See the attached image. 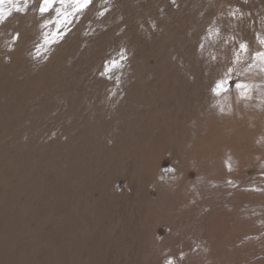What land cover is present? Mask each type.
Returning <instances> with one entry per match:
<instances>
[{
	"label": "rangeland",
	"instance_id": "obj_1",
	"mask_svg": "<svg viewBox=\"0 0 264 264\" xmlns=\"http://www.w3.org/2000/svg\"><path fill=\"white\" fill-rule=\"evenodd\" d=\"M168 1L92 0L60 25L32 0L0 23V264H264V120L241 113L235 87L264 94V72L245 71L249 57L212 92L221 35L264 50V0ZM211 11L219 36L182 33Z\"/></svg>",
	"mask_w": 264,
	"mask_h": 264
},
{
	"label": "bare ground",
	"instance_id": "obj_2",
	"mask_svg": "<svg viewBox=\"0 0 264 264\" xmlns=\"http://www.w3.org/2000/svg\"><path fill=\"white\" fill-rule=\"evenodd\" d=\"M168 1V0H167ZM215 0H175V2L173 3V0H169L168 2H167V6H168V10H170V11H172V9L173 10H182V11H191V10H197V9H201V8H203V5L204 4H210L211 2L213 3ZM219 1V0H218ZM158 5V4H157ZM226 5V4H225ZM209 6V5H208ZM222 6V5H221ZM239 6V5H238ZM210 8V7H209ZM221 9V8H220ZM222 11V10H221ZM195 12V11H194ZM194 12L193 13H191V14H187V15H185L182 19L183 20H185L186 22H185V24H187V25H183V27H181L182 28V33L183 34H187V30H189V29H191V32H199V34H200V36L202 37V36H205V33L207 32V31H209L210 32V30L211 29H213V23H214V21L218 18H220V17H222V16H220V17H217V13L216 12H214V11H211V12H208V13H206V14H201V15H196V14H194ZM222 15V14H221ZM169 16L170 17H166V16H163L162 18L163 19H165V18H174V16L172 17L171 16V14H169ZM106 17V16H105ZM107 18V17H106ZM139 18V20H145L146 18H147V16H141V17H138ZM245 18V17H244ZM147 20V19H146ZM155 20H158V19H156L155 18ZM209 21V22H211V24L209 25V24H206V21ZM235 22V21H234ZM7 24V23H6ZM234 24V23H233ZM207 25H209V27L207 26ZM155 26H157V25H155ZM218 27V26H217ZM210 28V29H209ZM179 30V29H178ZM181 30V29H180ZM221 31H222V28H221ZM235 31V30H234ZM233 31V32H234ZM246 31V30H245ZM179 33V32H178ZM241 33V32H240ZM240 33L238 34V37L239 38H237L236 40H237V46H235V47H231L230 45H228L227 44V40H226V35H221L220 37H219V47H218V51L217 52H215V54H213L215 57H216V64H217V66H219L221 63L223 64V63H225L226 65H224V66H226V67H231L232 66V60L234 59V57H233V51H234V49H236V48H238V46H239V43L241 42V39H243V38H247L248 37V39H250V38H252V35H250L251 33H249V32H245V34L244 35H240ZM171 35V34H170ZM177 35V34H176ZM194 36H195V34H194ZM251 36V37H250ZM255 36V35H254ZM188 37H189V35H188ZM256 37V36H255ZM160 38V37H159ZM184 38V37H183ZM212 38V37H211ZM207 39V38H206ZM210 39V38H209ZM216 40V39H215ZM221 40V41H220ZM50 41V40H49ZM191 42L193 43V44H199V42H200V39H198V40H196V39H191ZM213 42V41H212ZM259 43V42H258ZM49 45V44H48ZM252 45H253V43H252ZM249 46V45H248ZM254 47V46H253ZM254 48H257V47H254ZM201 49V48H200ZM208 49V48H207ZM214 49V48H213ZM260 49V48H259ZM251 50H253V49H250L249 50V52L248 53H246V54H244V59H243V61H245L246 62V59L247 58H249V57H251V55L252 54H254L255 53V51H256V49H254V52L253 51H251ZM212 51V50H211ZM260 51V50H259ZM213 52V51H212ZM242 61V62H243ZM244 64H246V63H244ZM244 64H241L242 66L244 65ZM249 65V64H248ZM217 66H216V68H217ZM221 66V65H220ZM223 66V65H222ZM242 66H240V64H238L237 66H236V68L237 69H239V67H242ZM246 66V65H245ZM244 67V66H243ZM242 67V68H243ZM224 69V68H223ZM244 69V68H243ZM243 69L241 70V71H243ZM246 69V68H245ZM211 70H214V69H211ZM216 70V69H215ZM220 70V69H219ZM213 72V71H212ZM214 73V72H213ZM220 72H218V74H219ZM212 78V77H211ZM262 80H263V78H262ZM258 81H260V80H258ZM264 81V80H263ZM262 81V82H263ZM249 83H250V85H252L253 84V81H249ZM261 88H263L264 89V86L263 87H261ZM135 89V88H134ZM118 90V89H117ZM255 91V90H254ZM252 92V91H251ZM264 93V92H263ZM251 96H252V99H250V102L249 101H247V103L249 102L250 103V106L248 105L247 106V104H244L245 102L244 101H241V99H240V103H238V104H236L237 106H238V108L241 110V113H243L246 117H250V118H254V117H256L255 119L256 120H258V118H263V120H264V94H262V92L260 91V92H255V93H253V94H251ZM121 101V98L119 99V97L116 99V101ZM239 101V100H238ZM237 101V102H238ZM236 102V101H235ZM244 102V103H243ZM220 104H222V103H220ZM225 104V103H224ZM235 106V105H234ZM244 106H246V107H244ZM228 108V107H227ZM227 108H225V109H227ZM246 108H248V109H246ZM257 109H258V111H257ZM239 110V111H240ZM251 110V111H250ZM233 111H234V108H233ZM238 111V110H237ZM239 111H238V113H239ZM231 112V111H230ZM226 113H228V111L226 112ZM106 117V116H105ZM107 117H111V116H107ZM222 118V117H221ZM240 118V117H239ZM244 118V117H243ZM235 119V121L237 120L236 119V117L234 118ZM102 120V119H101ZM262 121V120H261ZM237 122H239V121H236V123ZM257 122V121H256ZM24 123V122H23ZM262 123V122H261ZM227 125V124H226ZM228 125H230V124H228ZM237 125H238V127L239 128H241V129H244L245 127H246V129L248 128L247 126H241L240 127V123H237ZM134 127V126H133ZM258 127H261L262 128V124L261 125H258V124H256L255 125V127L253 126H251V127H249L248 129H252V130H254L255 129V131L257 130L256 128H258ZM247 129V130H248ZM251 130V131H252ZM178 134V133H177ZM176 135V134H175ZM103 136V135H102ZM179 136V135H178ZM105 138V137H104ZM103 139V138H102ZM108 139V138H107ZM104 141H105V139H104ZM94 146V145H93ZM150 146V145H149ZM127 147V146H126ZM81 154H82V152H81ZM80 154V155H81ZM84 154V153H83ZM82 154V155H83ZM48 155V154H47ZM81 155V156H82ZM79 157V156H78ZM99 158V157H98ZM97 158V159H98ZM28 159V158H27ZM145 161V160H144ZM78 162V161H77ZM131 165V164H130ZM57 169V168H56ZM95 169V168H94ZM95 172V171H94ZM68 182V181H67ZM71 184V183H70ZM49 185V184H48ZM63 185H64V183H63ZM64 186H66V185H64ZM67 188V187H66ZM65 187L64 188H62L61 189V191H62V193H66L67 194V192L66 191H68V189H69V186H68V189H66ZM79 189V188H78ZM103 189V188H102ZM70 190V189H69ZM73 190H76V189H73ZM106 190V189H105ZM45 191V190H44ZM107 193V192H106ZM71 194V193H70ZM73 196V195H72ZM61 197V196H60ZM66 198V197H65ZM64 198V199H65ZM71 198V197H70ZM69 198V199H70ZM27 199V198H26ZM59 199V198H58ZM67 199H68V197H67ZM63 202H65V201H63ZM67 203V202H66ZM71 204V203H70ZM58 206V205H57ZM66 206V205H65ZM56 208V207H55ZM70 209V208H69ZM44 210V209H43ZM76 215V214H75ZM74 218V217H73ZM70 219H71V217H70ZM81 219H83V217H80V216H77L76 217V220L77 221H80ZM85 219H87L88 221H91V220H89V218H85ZM68 221V220H67ZM70 221V220H69ZM93 221H95V220H93ZM92 221V224L94 225V226H98L102 231V233L103 232H107L108 230V225H107V223L108 222H106V220H104V221H102V222H100V223H98V224H96L95 222H93ZM6 222V221H5ZM5 222H3V221H1L0 220V224H1V227H2V225L5 223ZM73 222V221H72ZM110 222V221H109ZM75 223V222H74ZM76 223H80V222H76ZM111 223V222H110ZM114 223V222H113ZM72 225V224H71ZM111 225V224H110ZM116 225V224H115ZM69 226V225H68ZM135 226V225H134ZM53 227V226H52ZM77 227V226H76ZM133 227V226H132ZM134 228V227H133ZM118 229V228H117ZM143 229V228H142ZM122 230V229H121ZM79 231V230H78ZM111 231V230H110ZM75 232V231H74ZM114 233V232H113ZM127 233V232H126ZM71 234V233H70ZM75 234V233H74ZM76 234H78V233H76ZM116 234V233H115ZM114 234V235H115ZM118 234V233H117ZM67 235V234H66ZM82 235V234H81ZM119 235V234H118ZM122 235V234H121ZM73 236V235H72ZM106 236H108V234L106 235ZM77 237V236H76ZM113 237V236H112ZM111 237V238H112ZM120 237V236H119ZM123 237V236H122ZM131 237V236H130ZM82 237H80L79 239H81ZM110 238V239H111ZM114 238H116V237H114ZM118 238V237H117ZM116 238V239H117ZM127 238V237H126ZM129 238V237H128ZM136 238V237H135ZM115 239V240H116ZM121 239V238H120ZM74 240V239H73ZM131 240H133V239H131ZM5 241H6V239H5ZM108 241H109V239H108ZM112 241V240H111ZM117 241V240H116ZM77 242V241H76ZM123 242L124 243H126L124 240H123ZM85 243V242H84ZM107 243V240H105V237L103 238V237H96V238H94L93 239V241H92V244L94 245L93 246V250L97 247V246H99V247H104V245ZM116 243V242H115ZM114 243V244H115ZM122 243V242H121ZM53 244V243H52ZM87 244V243H86ZM91 244V245H92ZM116 244H118V242L116 243ZM115 244V245H116ZM129 245H130V243H128ZM127 244V245H128ZM135 244V243H134ZM76 245V244H75ZM90 245V246H91ZM126 245V244H125ZM51 246V245H50ZM82 246H83V244H82ZM117 247V246H116ZM132 247V246H131ZM39 248V247H38ZM56 248V247H55ZM73 248V247H72ZM58 249V248H57ZM89 249H90V247H89ZM97 249V248H96ZM78 250V249H77ZM63 251V250H62ZM71 251H72V249H71ZM81 251V250H80ZM90 251H92V249L90 250ZM64 252H66V251H64ZM64 252H63V254H61L60 256H59V260L60 259H64L66 256H65V254H64ZM102 252V251H101ZM114 252V251H113ZM90 253V252H89ZM101 254V253H100ZM111 254V253H110ZM103 255V254H102ZM109 255V254H108ZM64 256V257H63ZM76 256V255H75ZM105 256V255H104ZM69 257V256H68ZM77 257V256H76ZM99 257H101V256H99ZM116 258V257H115ZM133 258V257H132ZM71 259V258H70ZM95 259V258H94ZM94 261V260H93ZM132 262V261H131ZM34 264V263H33ZM57 264V263H56ZM102 264V263H101Z\"/></svg>",
	"mask_w": 264,
	"mask_h": 264
},
{
	"label": "snow or ice",
	"instance_id": "obj_3",
	"mask_svg": "<svg viewBox=\"0 0 264 264\" xmlns=\"http://www.w3.org/2000/svg\"><path fill=\"white\" fill-rule=\"evenodd\" d=\"M32 0H0V23H3L8 16L12 14L13 9L16 12H26L28 7L30 6ZM175 0H173V3ZM246 2V0H245ZM92 3V0H39L38 4V11L41 16H44L47 13H50L51 11H55L57 20V24H64V23H70L71 21L68 19L69 17H76L80 14H82ZM12 5V7L7 8V11H5V8L3 6L5 5ZM103 13H101L102 15ZM229 16L233 17L234 19H241L244 16V13L241 12L239 8H233L229 13ZM52 21H49V23ZM19 33H16L12 40L13 42L19 39ZM210 35H220V31L218 28L211 29ZM259 43L261 46H264V37H257ZM49 42L46 40V43ZM201 47H203L201 45ZM249 52V47L246 42H240L238 48L234 49L233 51V57L232 60V66L228 67L225 72L223 73L222 77L216 82L215 86L212 89V92L215 95H221L223 93H226L230 90V81L232 79L233 73L236 75H241L239 71H237L236 66L240 64L244 59V54ZM123 55L121 54V59H123ZM213 60L216 59V57H212ZM251 64L248 65V68L245 69V71H251L252 68L258 67L261 72H264V50L256 51L253 55H251ZM119 67V64L116 60H112L109 62L108 71H110L112 68ZM236 89L239 91L240 98L244 100H250L252 99L251 91L253 90L254 85L245 84V83H236L235 84ZM168 171H173V169H168ZM231 183V181H229ZM184 258V253L180 254V259L182 260ZM164 264H174V260L172 258H167L164 262Z\"/></svg>",
	"mask_w": 264,
	"mask_h": 264
}]
</instances>
